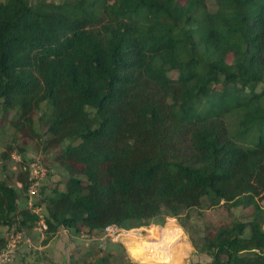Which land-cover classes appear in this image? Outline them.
I'll use <instances>...</instances> for the list:
<instances>
[{
  "label": "trees",
  "instance_id": "16d2710c",
  "mask_svg": "<svg viewBox=\"0 0 264 264\" xmlns=\"http://www.w3.org/2000/svg\"><path fill=\"white\" fill-rule=\"evenodd\" d=\"M260 84L264 0H0V113L68 173L46 233L264 195ZM37 220L0 181V227ZM263 222L234 220L197 252L264 264Z\"/></svg>",
  "mask_w": 264,
  "mask_h": 264
},
{
  "label": "rangeland",
  "instance_id": "374dc122",
  "mask_svg": "<svg viewBox=\"0 0 264 264\" xmlns=\"http://www.w3.org/2000/svg\"><path fill=\"white\" fill-rule=\"evenodd\" d=\"M178 1L184 3L185 0ZM207 5L211 7V0H207ZM227 61L231 62L232 57L229 56ZM262 87L264 84H260L257 91ZM44 110L42 105L35 118ZM13 119V111L0 113V181L16 189L19 208L29 209L38 220L21 229L29 238V247L16 253L13 260L0 264H208L211 260L198 253L196 248L207 234H213L234 220H264V195L252 201L239 197L232 202L222 201L215 205H210L204 198L196 208L182 211L177 217L162 211L139 225L129 223L113 231H89L79 227L46 233L40 223L46 215L47 198L53 188L64 190L68 173L54 162L58 149L43 150L36 140L15 133L11 126ZM38 128L44 133L42 127ZM67 143L64 142L62 147ZM37 161L44 175L36 193L29 195L22 189L24 182L28 184V173L22 169L27 166L29 170L28 165ZM11 230L18 229L16 226L0 227V236L5 241L0 250L5 248ZM146 258L150 261L147 262Z\"/></svg>",
  "mask_w": 264,
  "mask_h": 264
},
{
  "label": "built area",
  "instance_id": "2783aa9c",
  "mask_svg": "<svg viewBox=\"0 0 264 264\" xmlns=\"http://www.w3.org/2000/svg\"><path fill=\"white\" fill-rule=\"evenodd\" d=\"M28 165V164H27ZM29 166V170L26 167H23V172L28 173V186L26 188V192L29 195H34L36 193L37 188L40 185V181L43 179L42 176L44 172L42 170V166L40 162H34ZM31 168V170H30ZM40 173L37 176V173ZM41 227L46 229L44 221L41 219ZM116 230V226H108L104 228L105 231H113ZM6 246L4 249L0 250V262L4 263L6 261H11L15 258L16 253L24 250L26 247H29V238L25 235V233L21 230L13 231L9 233L8 237L6 238Z\"/></svg>",
  "mask_w": 264,
  "mask_h": 264
},
{
  "label": "bare ground",
  "instance_id": "6f19581e",
  "mask_svg": "<svg viewBox=\"0 0 264 264\" xmlns=\"http://www.w3.org/2000/svg\"><path fill=\"white\" fill-rule=\"evenodd\" d=\"M146 261H147V262H149V261H150V259L146 258Z\"/></svg>",
  "mask_w": 264,
  "mask_h": 264
}]
</instances>
